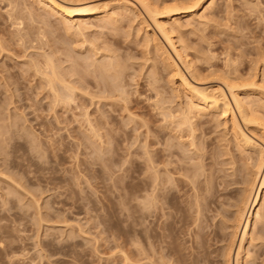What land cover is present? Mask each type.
Returning a JSON list of instances; mask_svg holds the SVG:
<instances>
[{
    "label": "rangeland",
    "instance_id": "1",
    "mask_svg": "<svg viewBox=\"0 0 264 264\" xmlns=\"http://www.w3.org/2000/svg\"><path fill=\"white\" fill-rule=\"evenodd\" d=\"M118 1L75 0L108 3L114 22L88 18L67 23L39 0H0V43L4 49L0 52V264H153L157 251L153 245V182L158 183L159 178L155 180L151 162L158 131L160 147L169 144L177 150L174 162L194 169L205 182L203 186H209L212 198L207 216L211 226L221 227L226 211H232L231 205L241 193L243 170L257 160V150L245 148L235 139L231 117L220 109L193 113L195 124L200 125L193 148L191 137L174 139L180 134L169 123V114L185 109L189 98L165 55L149 41L152 33L160 37L196 86L224 88L233 107L224 80L244 87L238 88L239 96L245 104L255 106L256 112L244 122L234 108L237 122L264 149V91L251 88L254 82L264 86V0H216L205 13L210 0H203L192 16L166 20L167 27H176L172 36L183 61L157 32L148 14L139 5V10L132 6L137 4L135 0H123L129 1L125 9L114 8ZM147 1L160 10L188 7L196 0ZM16 17H22V27ZM79 24L80 33L76 30ZM47 58H53L63 77L70 74L81 79L86 92H99L100 85L94 80L98 77L108 80L115 95L95 98L100 101L78 95L81 98L76 97L75 102H56L37 73ZM106 66L113 71L107 72ZM95 68L103 74H95ZM70 77L64 78L69 81ZM56 86L60 94L67 92L59 89L63 88L60 83ZM97 116L109 119L108 136L112 134V138L106 136L101 142L91 136L87 118L94 123ZM98 154L107 158L97 160ZM237 179L239 183H234ZM172 184L169 181L168 185ZM263 198L264 191L262 205ZM260 214L255 217L241 264H264V205ZM223 246L224 241L211 242L214 253L205 264H225ZM155 257L156 264H162L157 253ZM165 262L170 264L167 259Z\"/></svg>",
    "mask_w": 264,
    "mask_h": 264
},
{
    "label": "bare ground",
    "instance_id": "2",
    "mask_svg": "<svg viewBox=\"0 0 264 264\" xmlns=\"http://www.w3.org/2000/svg\"><path fill=\"white\" fill-rule=\"evenodd\" d=\"M39 1L41 4H44L50 12L56 14V16H61L62 18H64V21L67 23H74L75 21H80L82 19L86 20L88 18L89 19L98 18L101 21H108V22L112 21V22H114L112 14H111L112 11L109 12V9H108V7H109L108 3H96L95 2L94 4L93 3L86 4V2H85V4H81V3L75 2V0H62V1L68 2V3H72L71 5L67 6L65 4L59 3L56 0H39ZM69 1H71V2H69ZM196 1L195 2L193 1L194 4L191 3V6L186 4L188 7L174 6V7L163 8L160 10L158 8L154 7V5L150 4L147 0H135V2H137V4H134V3L133 4L131 3V4H132V6H134L136 8L139 5V7H141V9H143L148 14V17L151 18V19L150 18L149 19L153 20L152 23H154L156 29L158 30L157 32H159L160 35L162 36V38L165 40V42H167V44H169L170 48L172 49V52L177 56V58L180 61H183L184 60L182 58L183 56L181 55L180 51L176 47V43H175L174 38L172 36V35H174L173 34L175 31L174 28H176V27H174L175 25L174 26L171 25L170 27H167L166 20L172 19L175 17L176 18L178 17V19H179L182 17L185 18V17L192 16L194 14V12L200 10L199 6L203 0H196ZM215 1L216 0H210V3L204 9V13L213 8ZM127 2L129 3V1H127ZM127 2H125L123 0H119L117 5L114 6V8L116 7L117 9L118 8L119 9H125L128 7ZM137 9L139 10V8H137ZM27 11H28V14L30 16H33V13L31 12V10L27 9ZM121 11H124V10H121ZM120 14L122 15L123 13H120ZM22 17H16L14 19V20H17V23L20 26L24 25L23 21H22ZM203 17H205V16H203ZM39 22H41V21H39ZM42 22H44V21H42ZM172 22H174V21H172ZM209 22H211V21H209ZM44 23L50 24V22H44ZM13 25H16V24H13ZM17 27H18V25H17ZM66 27H67V25H66ZM113 27H115V24ZM70 29H72V28H70ZM18 30H20V29L18 28ZM53 30H55V29H53ZM76 30H78V33H80V31H82V29L80 28V24ZM141 30H142V28H141ZM152 34L153 35L152 36L150 35L151 37L148 38L149 41L150 42L154 41L153 44L155 43L156 44L155 46L158 48V50H160L163 53L162 55H165V60L167 62V65L172 69V72H173L172 74L175 77H177V79L179 80L178 82L180 84V87L185 90L186 94H188L187 99L189 98V101L188 100H186L187 102L185 101L187 103V105L184 104V105H186L185 109H181L180 111H173V112L169 111L170 112L169 123L171 125H173L172 127H174L175 132L177 130V132H179V134H180L179 136H175L178 138H174V139H183L186 136H188L187 138L191 137L192 140L190 143H191L192 148H193L196 144L195 139L198 137L195 133V132H197L196 128L198 126H200V125H198V122L195 124V122H194L195 116L193 115V113L196 111L197 113L202 114V113H205L206 111L210 112L209 110L212 111L213 109L214 110L220 109L222 114H224V115L228 114L227 116L231 117L232 120L230 119V121H232V123H233V129H234L233 131L235 134V139L239 143H242L244 145V147L245 146L252 147L251 149H253V150L255 149L254 151L257 150V152H255V153H258V158L254 163H252L253 165L246 164V167L243 170L244 171L243 174H245V175L242 174L244 177H242V179L240 181V184L242 187H241V189H239V191L241 192V193L239 192L240 193V195L238 196L239 198H237L238 200H236L234 202L235 204L233 207L231 205L232 211L231 210H227L228 212L226 211L227 214L230 213L228 215V217H227V214H224L225 219L223 217L224 221H222V224L220 223L221 227L219 226L220 227V230H219V227H214V225L211 226L212 222H210L208 219L209 215L207 216V212L210 211L209 208L211 209L210 205H211V198H212V195L210 194V189L208 188L209 186H203V185H205L204 184L205 182H201L202 180L201 181L199 180L198 173L194 169L182 165L183 163L179 164L178 162H174V160H175L174 158L179 156L178 155L179 152L177 153V150H172L173 148L171 146H168L169 144H166V146H163V148L160 147V145L162 144L161 143L162 135H161L160 131L156 132V135L158 134L156 136L157 139L153 143L157 147L155 149L153 148L154 149L153 150V162H151L152 157H149V158H151V159H149V160H151L150 162L153 164L152 167H153V172H154L153 174L155 176V180H158V178H159L158 183H156L157 181L153 182V245L155 248H157L156 253L159 255L158 258L160 259V261H162V264H167L165 262L166 259L169 261L168 263H170V264H171V262L172 263L176 262L177 264H202V263L205 264L213 256L212 253H214V251H210L211 242H213V241L214 242L215 241L223 242L224 241L225 246H223L224 251L222 252L223 253L222 255L224 257L225 264H241V260L243 259V254L246 252L245 245H246V243H248V240H249L248 237L253 233V230L255 227V222H256L255 217L259 216V218H260V216H261L260 213H261L262 207L264 205V204L262 205V203H261L262 202L261 201L262 200V193L264 191V149H263V147L258 146L259 144H257V142L255 143L254 140L251 137H249L245 133V131L241 128V126L237 122L236 113H235L234 108L236 109V111L240 115V118H242L244 120V122H248V120H250L248 118L256 112L253 109V107L255 108V106H252L249 104L247 105L244 103V101L241 100V97L239 96L238 88H244V87H238L239 85H235L236 83L232 82L234 80L229 81L228 79H226L223 82L224 86L227 88V90L229 92L230 97L233 100L234 107H233V105H232V103H231V101L227 95V92L224 90V88L217 87V88L209 89L208 87L203 88V87H198L195 84H193L189 80V78L185 75V73H183V71L179 68V65L177 64V62L173 58L172 54L163 45L164 43H162L160 41V39H159L160 37L158 38L156 33H152ZM145 37L147 38V36H145ZM39 38H41V37H39ZM1 43H0V52L2 50H4ZM147 45H148V43H147ZM152 46H154V45H152ZM150 47H151V45H150ZM5 52H7V51H5ZM47 56L48 55H46V57ZM111 56H112V54H111ZM104 57H105V55H104ZM107 57H109V56H107ZM42 59H44V58H42ZM52 59L53 58H51V59L47 58L43 62L44 68L41 67V68H43V70L39 69V70H37V73H39L38 75L42 76L43 79L46 81V82L44 81V83H47L46 85L49 86V90L54 95L53 100H55L56 102H60V103H63V102H69L70 103V101L75 102V99L78 98L77 97L78 95H82V96L88 95L91 97L90 99H92V100L95 98L107 99L108 98L107 96L115 95L116 91L112 89L111 85L107 82L108 80L107 79H106L107 81L103 80V78L98 79V77H97L98 80L97 79H94V80H96L98 85H100L99 92H96V94H93V93L91 94V93L86 92L84 84H83V82H81V79L80 80L79 79H73L72 78L73 75H71L72 77H70V74L68 75V74H66L68 72H66V73H64V74H66L64 77L69 76L70 78H72V80L67 81L68 77H67V79H65L60 74L61 72L59 73L56 71V68H55L56 66L54 65L56 63L54 62V64H53ZM37 62L39 63L38 60H37ZM88 62H90V61H88ZM91 63H93V62H91ZM86 64H88V63H86ZM106 64H108V63H106ZM112 65H115V64H112ZM80 66H81V64H80ZM85 66L83 68H85ZM111 66H108V67L106 66L107 72L113 71L112 70L113 68ZM92 67H96V66L91 65V68ZM38 68H40V67H38ZM96 68H95V70H96ZM47 70H50V71H47ZM97 70H99V69H97ZM190 71L191 70L189 69V72ZM72 73L74 74V72H72ZM97 73L103 74V73L98 72V71L95 74H97ZM112 73H114V72H112ZM192 73H194V72H192ZM90 75H92V74L90 73ZM98 76L104 77L101 75H98ZM93 78H95V77H93ZM109 79H113V76H112V78H109ZM118 79H120V78H118ZM263 79H264V77H263ZM57 82L60 83L61 85H63V88L60 86L61 88H59V89H65L67 91L64 95L60 94V92H59L60 90H58V88H57L58 85L56 86ZM110 82H112V81H110ZM120 82H122V81H120ZM237 82H240V81H237ZM87 83L88 82H86V84ZM93 83L95 84V82H93ZM220 83H221V81H220ZM249 83L250 82H248V84ZM257 83L258 82L251 83V85H252L251 88L254 90V88L256 87L260 90V92H261V90L264 91V86H258ZM238 84H241V83H238ZM246 86H247V84H246ZM246 86H245V88H248ZM184 90H182V91H184ZM254 91H257V90H254ZM91 92H93V91H91ZM244 92H246V91H244ZM263 95H264V93H263ZM117 96H119V95H117ZM128 97H129V95H128ZM80 98L81 97H79L78 99H80ZM118 98L120 99V97H118ZM98 99H95V100H98ZM110 99H112V98H110ZM113 100H115V99H113ZM98 101H100V100H98ZM101 102L103 104L104 101H101ZM124 103H125V101H124ZM52 104H54V103H52ZM54 108H55V105H54ZM101 109H103V107H101ZM172 109H174V108H172ZM166 110H168V108ZM105 112L106 111H104V113ZM90 115L91 114H89L88 111L85 112L86 117H89ZM108 117L111 118L110 116H108ZM87 121H88L87 124H89V128L93 134V135H91V134L90 135L95 137V138H98V140H101V142H102L103 138H105L106 136H108L111 133L110 130L107 129V127L110 126L108 124H111L108 122L109 119H108V121L106 119L103 120L102 118L98 119V116H97L94 123L91 121L90 118H87ZM143 123H145V122H143ZM245 124H251V123H245ZM145 126L148 127L147 122H146ZM134 127H136V126H134ZM102 129H105L106 132L103 130L104 133H102V131H100ZM135 129L136 128H131V130H135ZM99 132H101L102 134ZM177 132H176V134H177ZM186 132H188V134H186ZM1 136H3V134ZM110 136H113V135L111 134ZM110 136H108V137H110ZM110 138H112V137H110ZM187 138H184V140ZM104 140H107V139H104ZM110 140H112V139H110ZM116 141L117 140H115V143H116ZM105 142H108V141H105ZM105 142H103V144H105ZM107 145H109V144H107ZM170 145H172V144H170ZM109 147H111V146H109ZM115 147H116V145H115ZM101 152H103V150ZM94 156L96 157V155H94ZM103 157L104 156L99 155V156H97V160L102 161ZM105 158H107V157H105ZM105 158H103V160ZM249 159H250V157H249ZM106 160H109V157ZM190 160H192V159H190ZM253 161H254V159H253ZM171 164H174V166L173 165L170 166ZM161 165L163 167H161ZM162 174H165V176L162 177ZM166 175L168 176L167 178H165ZM238 180H240V179L234 180L233 182L239 183ZM169 181L174 182L175 185H173V184H172L173 186L168 185ZM263 200H264V198H263ZM162 201H164V203H162ZM229 217H231L232 219H229ZM39 218H40V216H39ZM215 226H216V224H215ZM211 227H214V229ZM188 243H189V246L187 245ZM155 254L153 253V258L155 259L153 264H156L157 263L156 261H158L155 257ZM158 264H159V262H158Z\"/></svg>",
    "mask_w": 264,
    "mask_h": 264
}]
</instances>
